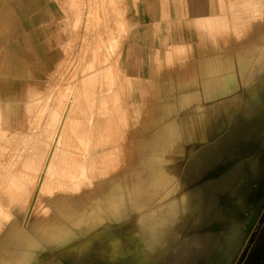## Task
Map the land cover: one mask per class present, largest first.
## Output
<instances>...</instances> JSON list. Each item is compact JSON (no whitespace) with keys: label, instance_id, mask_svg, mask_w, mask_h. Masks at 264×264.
<instances>
[{"label":"rangeland","instance_id":"1","mask_svg":"<svg viewBox=\"0 0 264 264\" xmlns=\"http://www.w3.org/2000/svg\"><path fill=\"white\" fill-rule=\"evenodd\" d=\"M127 1L57 0L66 56L25 135L0 122V264H264V0H226L244 72L203 107L128 77Z\"/></svg>","mask_w":264,"mask_h":264},{"label":"crops","instance_id":"2","mask_svg":"<svg viewBox=\"0 0 264 264\" xmlns=\"http://www.w3.org/2000/svg\"><path fill=\"white\" fill-rule=\"evenodd\" d=\"M58 6L57 0H0V122L15 137L27 132L26 123L43 100L41 90L72 41V12L62 13ZM231 6L226 0H128L122 59L128 77L157 83L169 90V100L181 98L179 104L188 107L210 105L225 85L236 90L237 75L244 70L242 64L240 70L233 66L227 48ZM227 75L234 78L230 84ZM216 112L214 104L208 118L202 112L180 119L192 124L177 129L175 136L211 137L205 123L211 127Z\"/></svg>","mask_w":264,"mask_h":264},{"label":"flooded vegetation","instance_id":"3","mask_svg":"<svg viewBox=\"0 0 264 264\" xmlns=\"http://www.w3.org/2000/svg\"><path fill=\"white\" fill-rule=\"evenodd\" d=\"M264 218V216H262V217H260V219L259 220H262ZM250 240H251V238H250ZM247 247V248H246ZM245 248H246V253H245V255L247 254V251H248V248H249V245L248 244H246V246H245ZM244 248V249H245ZM245 255H244V257H245ZM244 257L242 258V260L244 259ZM242 260H240V261H242ZM22 262V264H26V261H24V260H21ZM239 261V262H240Z\"/></svg>","mask_w":264,"mask_h":264},{"label":"water","instance_id":"4","mask_svg":"<svg viewBox=\"0 0 264 264\" xmlns=\"http://www.w3.org/2000/svg\"><path fill=\"white\" fill-rule=\"evenodd\" d=\"M264 216V212L262 213L261 217ZM57 232V231H56ZM247 248V247H246ZM246 248L242 251V253L240 254L238 261L242 260V258L244 257L245 253H246Z\"/></svg>","mask_w":264,"mask_h":264},{"label":"bare ground","instance_id":"5","mask_svg":"<svg viewBox=\"0 0 264 264\" xmlns=\"http://www.w3.org/2000/svg\"><path fill=\"white\" fill-rule=\"evenodd\" d=\"M248 1V0H247Z\"/></svg>","mask_w":264,"mask_h":264}]
</instances>
